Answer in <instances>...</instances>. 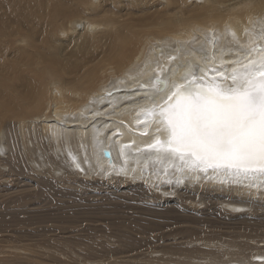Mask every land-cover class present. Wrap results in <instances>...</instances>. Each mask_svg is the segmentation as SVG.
Returning a JSON list of instances; mask_svg holds the SVG:
<instances>
[{
	"label": "bare ground",
	"instance_id": "6f19581e",
	"mask_svg": "<svg viewBox=\"0 0 264 264\" xmlns=\"http://www.w3.org/2000/svg\"><path fill=\"white\" fill-rule=\"evenodd\" d=\"M124 2L126 9L119 6ZM261 49L264 0H0V264H47L38 260L46 256L80 264L74 253L60 250L57 237H64L59 221L75 213V203L45 209L27 201L29 191L12 188L17 201L7 202L12 194L4 192L9 178L2 175L8 167L52 196L75 197L84 180L118 179L152 195L208 190L240 201L223 202L230 212L262 200L264 174L234 177L224 169L189 168L149 148L166 133L159 120L140 111L165 98L156 76L171 90L173 83L195 82L184 79L191 65L204 85L228 87L233 64L221 60L246 62L249 53L258 60ZM36 233L51 236L44 241ZM256 244L248 255L164 264H264V240ZM96 247L87 243L91 254ZM148 260L158 261L152 255Z\"/></svg>",
	"mask_w": 264,
	"mask_h": 264
},
{
	"label": "rangeland",
	"instance_id": "374dc122",
	"mask_svg": "<svg viewBox=\"0 0 264 264\" xmlns=\"http://www.w3.org/2000/svg\"><path fill=\"white\" fill-rule=\"evenodd\" d=\"M119 6L123 9L128 8L125 2ZM81 24L79 22L77 29L84 27ZM72 48L75 52L80 50L78 43L72 42ZM68 49L71 50V47ZM1 154L4 155V153ZM8 169L5 172L10 173L11 177L6 173L2 175V177L9 178L7 181H4V178L2 180L10 187L2 191L7 192L6 195L12 194L8 195V199L6 198L7 202L10 200L9 202L13 204L17 201V197L14 196L15 193L17 194L14 191L16 189L18 193H25L24 190L32 193L33 196L31 195L27 201L29 203L39 202V205L45 209L75 203L77 207L75 213H71L72 215L70 214V217L65 218L64 221H59L64 225L63 228H66L61 231L64 237H57L61 239L58 241L60 250L69 256H73L71 254L74 253L75 262L80 264H91L88 260H93L92 264H117V261L121 264H164L192 261L204 263L207 258L211 261L214 254H224L226 259L227 255L229 258L236 257L238 253L248 255L257 250L256 243L264 240V198L256 203L247 202L249 207H245V211L230 212L222 205L223 202L240 201L229 197L220 199L217 194L208 192V190L207 193L210 194H207L206 190L199 192L197 189L189 188V191L188 189L172 190L168 195L162 192V195H152L146 188H137L129 183L122 184L118 179L108 181L109 184L93 181L87 183L84 180L77 189L75 188V197L66 195L63 197L60 194L52 196L43 191L39 187L41 185L31 180L28 182L27 176L17 174L13 176L15 172L12 171V174V168L8 167ZM60 191L65 190L60 188ZM40 201L50 207L43 203L41 205ZM74 214H76L74 219L77 223L74 219L71 220ZM74 223L77 225L74 226ZM66 224H70V227L68 228ZM67 231L69 234H65ZM35 235L44 241H48L51 236L50 233H36ZM89 241L97 244L96 249L98 250L95 254H91L87 249ZM60 250L57 251L61 253ZM33 255L36 257L35 253ZM151 255L158 261H149L148 258ZM47 257L49 256L40 257L38 260L43 262L46 260L47 264L55 263L53 257V259Z\"/></svg>",
	"mask_w": 264,
	"mask_h": 264
},
{
	"label": "snow or ice",
	"instance_id": "6c2138e0",
	"mask_svg": "<svg viewBox=\"0 0 264 264\" xmlns=\"http://www.w3.org/2000/svg\"><path fill=\"white\" fill-rule=\"evenodd\" d=\"M245 61L221 60L233 64L226 77L228 87L217 82L204 85L195 79L191 65L184 79L191 76L195 82L173 83L171 90L156 76L157 91L165 98L140 111L146 119L159 120L166 137H157L148 147L176 156L189 168L224 169L234 177L264 174V57L254 60L249 53Z\"/></svg>",
	"mask_w": 264,
	"mask_h": 264
},
{
	"label": "water",
	"instance_id": "95a60500",
	"mask_svg": "<svg viewBox=\"0 0 264 264\" xmlns=\"http://www.w3.org/2000/svg\"><path fill=\"white\" fill-rule=\"evenodd\" d=\"M208 84V83H207Z\"/></svg>",
	"mask_w": 264,
	"mask_h": 264
}]
</instances>
